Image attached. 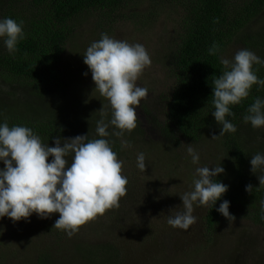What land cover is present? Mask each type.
I'll list each match as a JSON object with an SVG mask.
<instances>
[{
  "label": "trees",
  "instance_id": "trees-1",
  "mask_svg": "<svg viewBox=\"0 0 264 264\" xmlns=\"http://www.w3.org/2000/svg\"><path fill=\"white\" fill-rule=\"evenodd\" d=\"M148 1L153 9L168 4L180 16L175 35L159 56L172 92L166 121L157 124L161 141L175 162L182 143L196 145L213 132L219 136L223 158L206 175V236H213L221 220L264 227V128L258 126L264 119V25L252 27L264 15V0ZM132 3L137 5L136 0H0V156L32 155L36 160L45 158L44 149L50 145L69 157L99 155L109 164L121 157L117 128L136 129L131 106L118 108L103 93L86 99L91 88L81 89V82L73 81L67 71V77L63 74L62 65L79 24L94 19L95 28L102 29L124 20L123 11ZM147 20L139 23L151 24ZM4 170L0 167V173ZM43 185L31 190L29 207L43 222L38 236L60 243L72 226L70 199L61 182ZM20 193L9 184L0 186L2 205L8 197L5 203L11 209L20 208ZM30 208L8 219V213H1L0 225L11 226L9 220L19 215L26 225L17 227L27 229ZM76 247L77 253L84 249ZM109 250L93 246L85 261L72 257L67 264H117ZM5 255L0 252V264L7 260ZM27 258L25 264H60L54 263L52 249L34 247Z\"/></svg>",
  "mask_w": 264,
  "mask_h": 264
},
{
  "label": "rangeland",
  "instance_id": "rangeland-1",
  "mask_svg": "<svg viewBox=\"0 0 264 264\" xmlns=\"http://www.w3.org/2000/svg\"><path fill=\"white\" fill-rule=\"evenodd\" d=\"M136 2L123 11L124 20L102 29L95 28L94 19L79 24L62 65L63 74L67 71L73 81L81 82V89L91 88L86 99L103 93L118 108L131 106L135 133L118 126L124 153L110 164L99 155L69 157L50 145L44 149L45 158L36 160L32 155L0 156L5 169L0 186L9 184L12 191L21 192L22 201L20 208L11 209L5 203L8 197L2 205L0 195V214L8 213L6 219L30 208L31 190L49 183L52 187L62 183L72 212V226L60 243L38 236L43 222L33 216L32 208L25 217L30 220L27 229L17 227L26 225L19 215L9 220L12 227L0 225L4 241L0 252L7 254L4 264H25L34 247L52 249L54 263L67 264L72 257L81 262L93 246L111 247L117 264H264V227L221 220L213 236H206L202 225L209 201L206 175L222 161L219 136L213 132L196 145L182 143L173 161L157 129L166 121L172 93L159 56L175 35L180 16L168 4L153 9L148 0ZM142 18L151 24L143 26ZM263 25L264 15L252 27ZM258 126L264 128V119ZM60 146L71 150L62 142ZM76 246L84 249L77 253ZM58 247L61 251L56 253Z\"/></svg>",
  "mask_w": 264,
  "mask_h": 264
}]
</instances>
